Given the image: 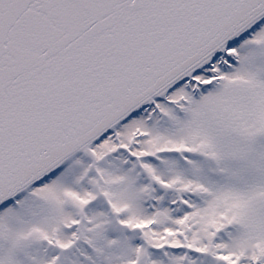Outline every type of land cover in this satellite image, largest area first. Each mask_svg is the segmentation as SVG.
<instances>
[{
  "label": "snow or ice",
  "instance_id": "snow-or-ice-1",
  "mask_svg": "<svg viewBox=\"0 0 264 264\" xmlns=\"http://www.w3.org/2000/svg\"><path fill=\"white\" fill-rule=\"evenodd\" d=\"M0 264H264V0H0Z\"/></svg>",
  "mask_w": 264,
  "mask_h": 264
}]
</instances>
